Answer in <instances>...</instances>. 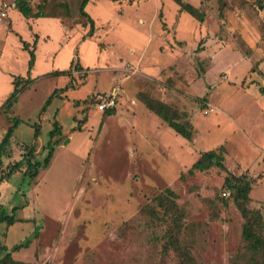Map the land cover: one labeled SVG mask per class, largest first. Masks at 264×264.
Segmentation results:
<instances>
[{
  "label": "rangeland",
  "instance_id": "1",
  "mask_svg": "<svg viewBox=\"0 0 264 264\" xmlns=\"http://www.w3.org/2000/svg\"><path fill=\"white\" fill-rule=\"evenodd\" d=\"M13 1L0 0V7ZM183 1L203 12V21L182 11L178 0H91L85 10L94 30L80 16L82 0L33 1L39 18L8 9L0 21V109L15 77L34 84L11 111L0 110V143L11 117L22 122L0 176L27 147L43 162L55 122L64 137L56 136L62 144L34 179L24 166L0 184L1 206L19 219L0 224V258L4 248L37 233L14 259L178 264L173 251L163 252L166 224L142 213L171 188L186 213L181 239L197 264H247L244 219L229 195L223 204L222 193H229L228 172L258 177L249 207L264 217V0ZM115 90L116 112L104 116L99 99ZM141 92L186 112L194 140L148 110ZM87 99L93 104L84 113ZM84 117L82 130L72 132ZM207 151L222 154L228 172L215 166L190 174Z\"/></svg>",
  "mask_w": 264,
  "mask_h": 264
},
{
  "label": "trees",
  "instance_id": "2",
  "mask_svg": "<svg viewBox=\"0 0 264 264\" xmlns=\"http://www.w3.org/2000/svg\"><path fill=\"white\" fill-rule=\"evenodd\" d=\"M33 1L36 0H19L16 6V10H18L26 18L41 17L42 13L34 12L32 5ZM90 1L91 0H82L80 6V16L82 17L83 21L91 27V30H94V20L85 10L87 4ZM219 2L222 5L224 4V0H219ZM178 3L182 11L187 12L193 18L199 21H203L204 13L201 12L198 8L184 2L183 0H178ZM201 48L202 47L200 45V47H198V50H201ZM34 63L35 53L34 50H30L29 67L32 68ZM13 84L14 89L1 108L2 111L6 113L11 111L13 106L18 102L20 95L26 90L30 89L34 82L30 78H23L18 76L14 78ZM260 92L264 95V88H261ZM57 94L58 91H55L52 96L48 97V99L43 104V107L40 111L41 113L47 110L48 106L52 103L53 97ZM138 99L145 105L148 110L155 113L162 120H164L167 125L172 128L177 134L189 141L194 140L196 130L189 120L188 114L186 112L181 113L165 102L155 99L144 92L138 93ZM196 100L200 99L197 98ZM83 103L87 106L85 107L83 112L87 113L90 107L89 104H93V101L87 99L83 101ZM77 105H80V103H77ZM115 112V109H108L103 111L104 116L113 115L115 114ZM11 120L14 122V124L8 128L5 136L0 143V166L3 164L4 158L11 157L9 148L11 146V142L17 126L22 123L21 120L17 119L16 117H11ZM86 121L87 118L84 117V119L79 122V126L77 127V129H72V132L75 130L81 131V125ZM38 135L39 132L36 130L35 136L38 137ZM58 135H62V137H64L62 126L59 124V122H55L54 129L50 133L51 142L48 144L47 148H45L48 150V155L45 160L43 162L35 161L37 155L35 147H27L26 150H28V152L25 153L23 159L15 163L8 171L6 176H0V184H2L6 179H9L12 174H14L18 170H21V168H23L24 166H26V175L33 179L38 176L41 169L49 167L54 156V146H59L62 144V137L54 141V139ZM220 150L223 151V148H220ZM223 162L224 157L222 154L218 153L217 151H207L203 153L199 160L192 166L189 173L193 174L195 171H206L215 166H218L221 169L227 171ZM258 181V177L253 178L247 174L234 175L228 172V175L224 182V187L229 190V197L233 200V203L244 219V223L242 226V239L244 242V248L249 253L247 264H264V217L260 210L251 209L249 207V204L252 201L251 192L254 185H256ZM222 199L223 204L226 206L227 201L223 197V195ZM177 200V194L171 188H166L153 198L151 204H148L142 208V213L150 217L151 221L154 223L159 221L166 224L167 227L163 235L164 240L162 244L163 252L165 254L169 251H173L178 258V264H197V261L195 260L190 247L186 245V243L181 239V235L185 228L186 213L180 207ZM17 209L18 207L14 208L13 212H15ZM18 221L19 219L14 213L9 214L0 204V224L5 223L7 227H11ZM36 237L37 233H35V235L31 239H27L24 242L14 245L11 250L4 248L3 250L5 251V255L0 258V264H25L22 261L14 259L13 253L20 252L23 249L29 248L33 238Z\"/></svg>",
  "mask_w": 264,
  "mask_h": 264
},
{
  "label": "built area",
  "instance_id": "3",
  "mask_svg": "<svg viewBox=\"0 0 264 264\" xmlns=\"http://www.w3.org/2000/svg\"><path fill=\"white\" fill-rule=\"evenodd\" d=\"M19 0H15L10 4H4L0 8V21H2L4 18L8 17V9L13 8L16 9L17 3ZM118 98V93L112 92L107 97H100L99 104L97 105L98 109L101 111H105L108 109H114L116 107V102ZM223 197H227L229 195L228 192H223Z\"/></svg>",
  "mask_w": 264,
  "mask_h": 264
},
{
  "label": "crops",
  "instance_id": "4",
  "mask_svg": "<svg viewBox=\"0 0 264 264\" xmlns=\"http://www.w3.org/2000/svg\"><path fill=\"white\" fill-rule=\"evenodd\" d=\"M0 8H1V7H0ZM114 92H116V93H118V94L120 93V92H119V91H117V90H115Z\"/></svg>",
  "mask_w": 264,
  "mask_h": 264
}]
</instances>
